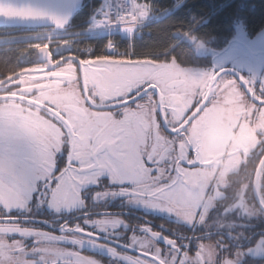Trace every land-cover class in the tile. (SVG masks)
<instances>
[{
	"label": "flooded vegetation",
	"instance_id": "flooded-vegetation-1",
	"mask_svg": "<svg viewBox=\"0 0 264 264\" xmlns=\"http://www.w3.org/2000/svg\"><path fill=\"white\" fill-rule=\"evenodd\" d=\"M11 13L5 1L0 9V153L14 154L22 139L25 150L17 159L34 169L35 179L31 181L34 195L21 190L19 199L6 205L14 207L10 213L14 216L0 209V236H6V245L21 239L23 246L17 251L52 246L60 253L78 250L73 242L84 241V255L95 256L103 264H126L88 242L98 232L100 243L117 247L132 238L131 243L157 264H180L181 260L264 264V207L257 203L264 194L253 190L256 178L264 174V106L248 94L252 91L248 87H253L259 101L264 79H247L245 84L241 74L249 71L244 64L238 69L240 60L195 50L198 59L190 67L172 58L136 56L140 64L163 65V69L114 86L98 75L97 68L100 61L129 63L127 55L89 57L92 39L48 41L43 36L55 29L12 27ZM8 52L14 53L15 63L1 61V54ZM174 72L175 77L169 78ZM197 101L200 106L208 104L203 111L197 107L199 115L194 112L195 119L189 117L192 123L182 131L188 120L179 127L177 123ZM169 129L195 145L199 161V167L188 172L189 183L197 190L185 207L189 221L128 199L119 194L120 185L109 184L107 177L98 185L84 186V201L60 211L47 204L45 185H36L54 156L60 166V157L69 149L73 157H79L94 145L107 146L125 137L137 144L138 159L155 158L163 162L161 166L170 167L177 155L174 149L178 147L181 154L186 149ZM219 129L224 148L215 144ZM5 170L23 169L9 166ZM104 191L107 195H95ZM0 201L5 204L2 195ZM97 220L106 222L103 230L95 224Z\"/></svg>",
	"mask_w": 264,
	"mask_h": 264
},
{
	"label": "snow or ice",
	"instance_id": "snow-or-ice-1",
	"mask_svg": "<svg viewBox=\"0 0 264 264\" xmlns=\"http://www.w3.org/2000/svg\"><path fill=\"white\" fill-rule=\"evenodd\" d=\"M60 2H63V0H60ZM17 6L36 7L32 5L31 0H17ZM133 6L134 11H136L139 17L146 15V10L142 6H137L136 3ZM4 7L5 0H0V9ZM46 16L54 20L57 24H62L65 21L55 14H50L41 6L38 11L18 18L29 20ZM48 47L50 48V45ZM107 48L115 50L112 42H108ZM60 54V52H57L56 57L59 58ZM87 55L94 57L96 54L90 52ZM118 55H121V53L110 56ZM123 55L128 56L129 63L113 64L107 67L116 72L155 70L152 65L140 64L139 59H134L136 57L134 52L131 54L126 52ZM84 58V56H81V59ZM132 61H135V63H132ZM220 78V75L217 74V83ZM231 80L232 83L241 88L235 80ZM151 83L152 81H146V84ZM244 83L247 84V81ZM248 88H252V91L248 94L252 96L253 102L264 106V95H261V99L257 101L254 95V88L251 86ZM152 91L158 95L155 92V88ZM207 104L208 101H205L203 106H200L198 101L194 102L182 120L177 123V127L183 123V120L187 119L188 123L184 125L182 130L186 132L192 123V119H195L193 113L195 112L196 115H199V112L196 111L197 107H200V111H203V107L207 106ZM189 117L192 119H188ZM169 134L179 143H183L186 149L182 154L178 151V147L174 149L177 155L170 167L167 165L161 166L163 162H157L155 158L150 160L138 159L133 147L134 142L130 138L125 137L107 146L101 147L94 145L90 152H85L79 157H73L69 149L66 156L60 157V166H57L54 156L51 167L45 171L43 178L39 179L36 185H45L44 192L47 204L56 211H60L61 208H71L84 201L81 195V190L84 186L98 185L104 177H107L109 184L120 185L119 194L128 199L143 202L153 209H166L169 213H175L177 216L189 221L190 218L185 212V207L195 197L197 190L189 183L188 172L199 167V161L196 158L197 152L195 145L189 143L181 132L169 129ZM5 166L22 168L24 176L28 180L27 187L21 186L23 188V194L30 193L31 196L34 195L33 189L31 188V181L35 179L33 175L34 169L25 166L23 161L17 159L13 154L0 153V168ZM262 185H264V174L256 178L253 190L254 188L258 189L264 194V187ZM38 191L39 188H37ZM21 195L22 192L20 189L15 192L5 193V196L13 200L19 199ZM95 195L98 197L107 195V191L97 192ZM257 203L261 207H264V195L257 199ZM0 209H3L6 215L14 216L10 214L13 210L12 207H5L3 203H0ZM105 223V221L99 220L95 222V224L101 225L99 227L101 230H103L102 225ZM82 232L86 234L87 230L83 229ZM131 239L129 244H117V247L113 244L100 243L98 232H94V239L88 242L95 249L101 251L106 250L111 258L117 262L122 260L126 264H157L151 255L145 257V254L139 250V247L131 243ZM83 243L84 241H74L73 244L78 250L58 253L55 264H103V261L98 260L97 257L83 254ZM124 249H127V251H124ZM156 251L159 253L160 249H156ZM173 260H175V257H173ZM0 264H18V261L10 253H6L0 259ZM180 264H188V262L181 260ZM193 264H198V261L193 262ZM225 264H233V262L226 261Z\"/></svg>",
	"mask_w": 264,
	"mask_h": 264
},
{
	"label": "trees",
	"instance_id": "trees-1",
	"mask_svg": "<svg viewBox=\"0 0 264 264\" xmlns=\"http://www.w3.org/2000/svg\"><path fill=\"white\" fill-rule=\"evenodd\" d=\"M99 5V0H85L68 30L86 29L92 12ZM157 6L168 9L171 0H162ZM241 26L249 37H256L264 30V0H188L182 8L153 23L148 34L135 39L132 44L118 37L114 40L119 50L134 52L137 57L172 58L180 65L190 67L198 57L194 46L185 40L187 36L208 48L219 50L227 46ZM106 45L107 40L102 38L89 42L92 53L97 57L106 55ZM1 55L4 56L1 59L3 63H15L13 52Z\"/></svg>",
	"mask_w": 264,
	"mask_h": 264
},
{
	"label": "rangeland",
	"instance_id": "rangeland-1",
	"mask_svg": "<svg viewBox=\"0 0 264 264\" xmlns=\"http://www.w3.org/2000/svg\"><path fill=\"white\" fill-rule=\"evenodd\" d=\"M185 40L192 44L194 49L199 54L209 53L215 58L230 57L235 60H240L239 63L237 62L239 65L238 69L243 67L241 64H244V66L249 71L248 75H244L245 73L241 74L243 80L245 81L248 79L255 82L257 78L264 79V30H262L256 37H249L241 26L238 28L236 35L227 44V46L219 50L208 48L206 44L199 42L190 36H187ZM113 64L120 63L116 60H110V62H106V64H104V61H100V65L98 66L99 68H97V70H99V76L106 78L109 80V83L114 86H122L127 81H135L136 79L141 78L143 75L147 76L156 70L163 69V65H157L156 67H153L155 69L154 71L131 70L129 72H116L107 67L108 65ZM184 73L188 75V77H192V73H190V71L184 70ZM171 75L175 77L176 72L169 74V78L172 77ZM217 136L219 138L215 136V144L221 148H224L225 143L223 139H221L223 136L221 129H219ZM22 143L25 144L24 141L20 139L18 145L19 149H17V151L13 154L16 158H20L25 150ZM209 146H213V144H209ZM133 147L137 154V144H134ZM5 167L1 168L3 170H0V195H2V197L5 199V204L1 201L0 203H3L5 207H8L6 205L12 206L14 200L5 196V193L14 192L15 189H20L23 191L21 186L26 187L27 179L24 176L23 170H5ZM7 241L8 239L6 236H0V259H2L6 253H10L11 256L17 259L18 264H54L55 260L57 259V254L59 253L57 248L52 246H44V248H40L38 251L32 252L17 251L23 246L22 240L20 239L19 241H14V244L12 245H6Z\"/></svg>",
	"mask_w": 264,
	"mask_h": 264
},
{
	"label": "built area",
	"instance_id": "built-area-1",
	"mask_svg": "<svg viewBox=\"0 0 264 264\" xmlns=\"http://www.w3.org/2000/svg\"><path fill=\"white\" fill-rule=\"evenodd\" d=\"M162 0H101L98 9L88 23L84 31L73 33H48L43 36L48 41L62 39H101L108 38L112 42L115 50L106 49L109 55L123 53L116 49V43L112 37L119 36L123 39L133 40L140 38L143 34H148L147 29L155 22H159L178 9L182 8L188 0H171V7L161 9L156 3ZM142 6L146 10V15L139 17L134 11V4ZM135 17V18H134ZM135 30L130 36L128 32ZM126 36H125V35Z\"/></svg>",
	"mask_w": 264,
	"mask_h": 264
},
{
	"label": "water",
	"instance_id": "water-1",
	"mask_svg": "<svg viewBox=\"0 0 264 264\" xmlns=\"http://www.w3.org/2000/svg\"><path fill=\"white\" fill-rule=\"evenodd\" d=\"M11 7V26L27 29H56L63 31L69 28L76 14L83 8L85 0H31L32 5L36 7H19L17 0H5ZM45 8L50 14L64 19V23L57 24L49 17L37 19L22 20L18 17L27 16L29 13L39 10V7Z\"/></svg>",
	"mask_w": 264,
	"mask_h": 264
},
{
	"label": "bare ground",
	"instance_id": "bare-ground-1",
	"mask_svg": "<svg viewBox=\"0 0 264 264\" xmlns=\"http://www.w3.org/2000/svg\"><path fill=\"white\" fill-rule=\"evenodd\" d=\"M135 32V30H131L130 32H128V35L130 36L131 34H133ZM125 35V34H124ZM126 36V35H125Z\"/></svg>",
	"mask_w": 264,
	"mask_h": 264
}]
</instances>
